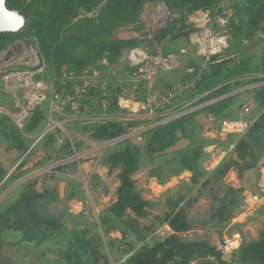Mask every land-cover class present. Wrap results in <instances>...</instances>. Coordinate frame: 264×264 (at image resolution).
I'll list each match as a JSON object with an SVG mask.
<instances>
[{"label": "trees", "instance_id": "obj_1", "mask_svg": "<svg viewBox=\"0 0 264 264\" xmlns=\"http://www.w3.org/2000/svg\"><path fill=\"white\" fill-rule=\"evenodd\" d=\"M228 1H231L233 10L229 20L232 33L225 52L231 53L232 58L221 61L220 55L215 54L206 60L195 53H182L185 61L178 67V71H184V83L191 85L178 94L174 93L175 96L170 97L167 103L158 105L157 119L161 120L164 116L187 111L232 94L239 88L264 81V39H256L259 34L264 33V0H5L7 8L19 9L25 23L16 33H0V52L20 38L33 37L39 56L46 64L44 74L57 79L59 85L63 73L72 72L78 75L80 71L104 57L110 64H117L132 49L142 48L150 53L155 46L164 47V41L176 33L184 31L188 35L194 30L193 27L185 25L183 20H178L167 23L161 32L155 33L150 39H105L112 30L135 24L146 3H162L169 11H179L181 16L208 10L214 20L221 11L222 4ZM242 4L245 6L242 7ZM84 11L96 12V15L86 16ZM235 17L238 19L235 20ZM180 41L185 43L186 49L191 48L189 51L195 52V47L187 39ZM258 46L261 49L254 50ZM188 70L192 71L188 73ZM99 71L102 74L96 85L89 89L86 96L77 100L75 110L71 111L68 105L65 108L67 113L81 115L87 109L101 111L102 105L105 106L102 104L103 100L108 112L119 110L118 96L109 87L106 90L100 88L103 72H108L106 67L99 68ZM62 88L69 89L71 85H61L57 91L60 92ZM245 93L251 95L259 114L248 130L236 140L233 150L235 158L224 159L209 174L203 165L206 154L203 149L208 142L200 137L202 127L196 116L207 112L220 122L224 119H235L237 111L247 102L242 99ZM46 118L44 109L37 106L26 120L23 131H20L9 117L2 116L0 140L7 141L9 148L25 152L28 143L24 134L40 130ZM136 124L124 125L123 122L113 120L98 121L83 127V131L94 141L106 142L123 136L130 126L135 127ZM145 134L143 148L125 142L124 146L108 153L104 158L110 170L120 169L116 200L99 222L105 236L113 231L121 235V239H111L108 242L109 255H114L115 252L118 254L113 261L122 260L128 255L120 264H192L194 261H198V264H264V228L259 232L258 240L242 242L230 261L224 260L222 251L207 241L182 240L179 234L191 228L184 208L189 207L192 201L190 205L185 203L183 207L179 206L184 201V196L175 200L171 198L167 204L169 212L163 221L168 223L173 233L163 241L148 242V235L153 230L150 227L143 230L137 227L138 220L149 215L148 202L143 199L132 179L145 157L150 161L161 159L157 163L159 167L151 175L162 183L168 181L169 177L180 176L184 171L191 173L190 187L199 185L205 188L213 183L209 177L212 173L216 175V181H221L230 170H234L241 179L245 171L257 167L261 153L264 152V85L216 100L202 109L152 127ZM182 138L189 140L188 147L173 155L170 161L171 171L162 177L161 166L168 164L163 153ZM231 141L228 139L227 143ZM45 143V146L56 143L54 134L46 135ZM72 153L68 140L64 148L56 152L58 159ZM47 157L52 158L49 152ZM4 175L5 171L0 167V178ZM22 175L24 172L18 177ZM243 192V189L228 187L223 198L218 199L220 204L212 219L219 224L231 223L233 212L242 205ZM76 195L77 193L72 192L67 199ZM56 201L55 191L45 190L39 193L29 185L18 192L10 204L0 206V250L5 242L14 247L28 244L43 247L45 253L55 250L62 258L61 261H46L45 264H100V259L104 261L103 264H109V256L101 253L97 247L99 238L95 240L87 237V229L65 230L61 218L49 212V205ZM12 234H19L16 242L9 241ZM131 235L135 240H129ZM123 242L127 246L125 249L120 246ZM41 259L45 261V255H41Z\"/></svg>", "mask_w": 264, "mask_h": 264}, {"label": "rangeland", "instance_id": "obj_2", "mask_svg": "<svg viewBox=\"0 0 264 264\" xmlns=\"http://www.w3.org/2000/svg\"><path fill=\"white\" fill-rule=\"evenodd\" d=\"M83 13L86 16L96 15V12L84 11ZM232 15L231 1L222 4L221 11L216 14L214 20L208 10H199L181 16L179 11H169L162 3H146L135 24L118 27L105 36V39H136L139 41L150 39L155 33L161 32L167 23L178 20H183L185 25L193 27L194 30L188 35L184 31L176 33L164 41V47L155 46L150 53L142 48L132 49L126 52L117 64H110L109 60L104 57L92 63L89 68L80 71L78 75L72 72L63 73L59 85L57 79L44 74L46 64L39 56L33 37L20 38L10 43L6 49L0 52V108L5 112L3 116L9 117L15 127L23 131L31 113L22 123V127H18L15 122L27 97L32 91L37 92L30 88L33 86L25 84L26 73H31L32 84H40L39 90L43 88L40 94L41 100L37 106L44 109L47 118L40 130L32 134H24L28 143L25 152L9 148L7 141L0 140V167L5 171V175L0 178V206L10 204L15 199V195L29 185H32L33 189L39 193L53 190L57 195V201L49 205V212L61 218L65 230L87 229V237L95 240L99 238L97 247L101 253L109 256V264H120L128 255L122 260L113 261V258H116L118 254L115 252L114 255H109L108 246L111 239H121L120 233L113 231L105 236L99 225L102 215L115 202L116 189L119 186L118 173L120 169L110 170L109 165L104 162V158L108 153L124 146L125 142L143 148L145 133L152 127L188 112L202 109L216 100L264 85L263 81L239 88L232 94L222 96L215 101L164 116L161 120L157 119L159 116L158 105L167 103L170 101V97L175 96L174 93L178 94L179 91L191 85L184 83V71H178V67L185 61L181 54L195 53L203 56L195 39L199 37L197 35L205 34L211 30L227 37V40L231 39L232 31L229 27V20ZM237 19L235 17V20ZM180 39H187L190 45L195 47V52L189 51L191 48L186 49L185 43ZM256 39H264V33L259 34ZM226 49L218 54L220 55L219 60L232 58L231 53L225 52ZM260 49L259 46L254 47L256 51ZM134 50L140 51L146 59L137 56V60L134 61ZM204 58L208 59L206 56ZM146 65H151V69ZM19 67L24 69H19ZM101 67H106L108 72H103L100 88L106 90L109 87L118 96L119 110L108 112V107L103 100L102 104L105 106L102 105L101 111L94 109L92 112L87 109L81 115L67 113L65 108L68 105L71 111L75 110L77 100L86 96L89 89L96 85L102 74L99 71ZM151 70L154 74H150ZM190 71L192 70L187 72L190 73ZM68 84L71 85V88H62L60 92L57 91L59 86ZM242 99L244 102L252 100L251 95L246 93ZM258 114L259 109L254 106L248 120L254 121ZM110 120L123 122L124 125L137 124L135 127L130 126L123 136L106 142L94 141L87 132L83 131V127L94 122ZM196 120L202 127L200 137L208 142V145L203 149L204 153L211 145L223 143L226 146L230 144L227 143L228 139L235 141V136L223 137L221 141L219 132H217L220 121L207 112L199 113ZM50 133L54 134L56 143L45 146L46 135ZM66 140L69 141L73 153L58 159L56 152L64 148ZM188 145L189 140L182 138L163 153L168 164L161 166L162 177L170 173V161L174 157L173 155L187 148ZM48 152L52 156L51 159L47 157ZM141 152L143 153V151ZM263 155L264 152L261 153L257 167L245 171L241 179L237 177L234 170H230L221 181H216V175L212 173L209 177L213 183L205 188L199 185L190 187L191 173L187 171H184L180 176L169 177L168 181L162 183L151 175L153 170L159 167L157 163L161 159L150 161L145 157L132 176L137 190L148 202L147 210L149 212L146 218L138 220L137 227L141 230L150 227L153 230L148 235V242L163 241L173 233L168 223L163 221L169 212L167 204L171 198L175 200L179 196H184L185 199L179 206L183 207L186 205L185 203L190 205V201H192L189 207L184 208L191 228L189 231L179 234L180 238L184 241H207L211 246L222 251L224 260L230 261L242 242L258 240L259 232L264 228V208L251 210L243 215H241L242 209H239L240 211L236 209L233 212L234 220L229 224H219L212 217L220 204L218 199L223 198L228 187L243 189L244 194L254 193L257 190L260 176L259 166ZM229 157L235 158L233 151L226 158ZM206 158L207 153L203 161ZM220 165L221 163L218 166ZM22 172L24 175L18 177ZM72 192L77 195L67 199ZM238 213H240L239 217L235 220ZM19 237V234H12L9 241L16 242ZM128 238L135 240L133 235ZM120 246L121 249L127 248L124 242ZM41 255H45V261L41 259ZM61 260L57 251L45 253L41 246L20 244L14 247V245L5 242L0 250V264H5V262L6 264H45L46 261L58 262ZM103 262L100 259V264ZM192 264H198V261H194Z\"/></svg>", "mask_w": 264, "mask_h": 264}, {"label": "built area", "instance_id": "obj_3", "mask_svg": "<svg viewBox=\"0 0 264 264\" xmlns=\"http://www.w3.org/2000/svg\"><path fill=\"white\" fill-rule=\"evenodd\" d=\"M197 39H195L196 43L199 45V48L203 54V57L209 58L211 54H219L223 49L227 48V37L221 36L220 34H216L213 30L208 31L205 34L197 35ZM205 55V56H204ZM141 56L144 59L146 57L138 50H134V61H136V57ZM202 56V55H201ZM149 69H151V65H146ZM25 76L26 81L25 84L30 87L32 90H36L37 92L32 91L30 95L27 97V101L21 107V111L16 119V125L18 127H22V123L26 120V118L30 115L32 110L36 108L41 100V92L40 84L34 85L31 82V73H26ZM150 74H154L151 70ZM35 87V88H34ZM34 88V89H33ZM255 103L252 100H248L239 111V118L237 119H224L219 123V135L221 137V141L223 137L227 136H242L253 123V121L248 120L246 117L249 112L253 109ZM5 114V112L0 108V118ZM235 142L230 143L226 146L224 144L219 145H211L207 149V158L204 161V168L209 173L212 172L226 157L230 155V153L234 150ZM259 181L257 184V190L254 193L247 192L242 195V205L240 210L242 209V214H246L251 212V210H256L260 208H264V155L261 160L259 166ZM256 207V208H253ZM239 210V211H240ZM237 214L236 219H238ZM234 220V219H233Z\"/></svg>", "mask_w": 264, "mask_h": 264}, {"label": "water", "instance_id": "obj_4", "mask_svg": "<svg viewBox=\"0 0 264 264\" xmlns=\"http://www.w3.org/2000/svg\"><path fill=\"white\" fill-rule=\"evenodd\" d=\"M24 23L25 19L19 9H9L5 5V0H0V33H16Z\"/></svg>", "mask_w": 264, "mask_h": 264}, {"label": "crops", "instance_id": "obj_5", "mask_svg": "<svg viewBox=\"0 0 264 264\" xmlns=\"http://www.w3.org/2000/svg\"><path fill=\"white\" fill-rule=\"evenodd\" d=\"M252 110H253V109H252ZM252 110H251V111L249 112V114L247 115V117H246L247 119H249V117H250V115H251V113H252ZM239 111H240V110L237 111V114H236V118H235V119L239 118ZM230 137H233V136H230ZM238 137H240V136H235V138H236L235 141H234V140H232V141H233V142H236V140L238 139ZM229 140H230V139H229ZM230 141H231V140H230ZM233 142H230V143H233Z\"/></svg>", "mask_w": 264, "mask_h": 264}]
</instances>
